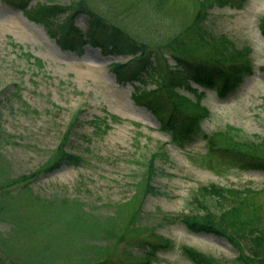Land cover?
Segmentation results:
<instances>
[{
    "label": "rangeland",
    "instance_id": "1",
    "mask_svg": "<svg viewBox=\"0 0 264 264\" xmlns=\"http://www.w3.org/2000/svg\"><path fill=\"white\" fill-rule=\"evenodd\" d=\"M235 1L208 10L206 0H30L20 10L0 0V264H192L186 247L208 264H240L251 253L244 240L190 232L183 221L206 212L221 225L226 209L225 219L233 210L264 227V169L245 163L264 160V0ZM75 2L144 41L152 63L139 70L128 54L63 48L56 26L73 11L54 16L52 29L32 16ZM74 16L85 29L87 16ZM199 16L207 37L192 39ZM174 43L251 70L224 92L193 82L170 89ZM157 92L194 133L161 125L144 101ZM71 154L76 164L48 170ZM211 184L242 191L241 207L207 197L198 211L193 196Z\"/></svg>",
    "mask_w": 264,
    "mask_h": 264
},
{
    "label": "trees",
    "instance_id": "2",
    "mask_svg": "<svg viewBox=\"0 0 264 264\" xmlns=\"http://www.w3.org/2000/svg\"><path fill=\"white\" fill-rule=\"evenodd\" d=\"M2 1L9 4L10 6L19 8L21 10L26 7L30 8V0ZM206 1L207 5H209L208 10L209 8L215 6H225L226 4L236 2L235 0ZM68 10L73 11L72 15H70V13L69 17L66 16L67 18L62 21V23L56 26V32L59 33L60 44L63 48H68L77 52L83 45L91 44L100 48L103 53L112 52L120 54H132V58L134 59V61L132 60L131 63L132 67H135L139 70L146 68L152 63L150 61L152 57V51L144 41L141 42L136 40L134 37L130 36L128 32L116 26L114 22L109 19L107 20L98 11L96 12L95 10H92L89 6L84 5V3L81 4L75 2L74 5L71 4L69 8L58 4L46 5L38 11L33 12L32 16H34L35 21L43 23L45 24V26L50 27L52 29L51 24L53 23L51 19L56 15L60 16L67 13ZM81 12L87 16L88 23L85 29H82L79 26L75 25V22L73 21V18L75 17L74 15ZM198 18V26L195 25L197 26V28L194 26V34L188 33V36L191 38L193 37L205 39L207 36L204 37L202 34L203 32L201 30V27L204 28V26L202 25L200 27V22H202L204 19H201L200 16ZM260 30L262 35H264V22H261ZM183 47L184 45H177L175 43L169 45V48L172 49L170 50L169 54L171 58L175 61V69L169 72L171 73V75L168 76L171 77H168L167 75L165 76L163 82L165 87L170 85V89L172 88V86L173 89H175L178 85L180 86V88L189 89L191 82H195L199 83L204 88H215L224 92L226 90L235 88L236 85L239 84L242 80L241 77L244 75V72L246 71L245 73H248L249 70H251V68H246L244 71L243 68L245 67H242L240 69H238L236 66L225 67V65H223L222 63V60L216 57L213 51L211 52L207 50V52H192V50L186 51L185 49H182ZM118 66L120 67L122 65L118 64ZM131 71V78H137L142 75L137 70L131 69ZM175 72H178L179 74L178 76L176 75V77L173 76ZM180 83H187V86H184L183 84L181 85ZM166 93L168 92L166 91ZM168 96L169 97L167 99L172 100V97H175V94L173 93L172 95L171 93H168ZM161 98L162 95L157 92L155 93V95L145 98L144 101L146 104L148 103V105H150V107L154 110L155 115L159 116L161 120V125H163L166 130L179 133L180 127L183 130V135L186 134V132H189V130H191L192 128L187 127L186 129H184L185 122L180 120V118L176 114L172 112H164L163 109L166 107L164 104H162L163 100ZM176 122H178L179 125H177ZM180 125H183V128ZM192 133H194V131L189 132L188 136ZM240 154L241 153H239V155L237 154V158H233V162H242L244 158L242 157L243 155ZM79 158L80 157L72 154L67 156L62 155L60 158H58L59 161H55V164H53V166H51L48 170L53 169L54 166L61 164V162H65L68 164H76L75 162L78 161ZM245 163L251 166H262V168L264 169V160L261 159L246 158ZM197 192L198 194L193 196V198L195 204L198 205L196 206L198 211L200 207L206 208V203L211 197L212 199L214 198L215 200H218L217 204H219L220 207L223 206L225 198L232 199L234 201L236 200L237 203L235 205H238V208L241 207L239 204H241L240 202L242 201V199H237L235 196L240 194L242 191H237L236 189H226L223 187H219L215 184H211L209 186L202 187L201 189L197 190ZM207 197L208 199H206ZM238 208L236 206L234 207V209ZM198 213L192 211V213L183 216V221H185L190 232H207L214 234L218 233L219 235L227 238L229 241L234 243L236 246L239 243L242 244L244 240L248 242V248L246 249H249L251 253H249L247 256L244 253L239 255L237 257L238 262H240V264H264V227L262 229H257L253 226L252 223H241L242 221L240 219H235V217L233 216V214L235 213L233 210L228 211V215L231 217V219H225L227 211L226 209L225 211L222 210L221 216L217 217L220 218L219 220L223 222V224L221 225L220 223H217L216 220H214L215 215H205V212L202 217H199ZM210 215L213 216V218L210 217ZM225 221H228L227 224H225ZM238 235L243 236V238L240 239L241 236L239 237ZM140 249L145 253L149 252L146 249V246L142 244ZM238 251L242 252L241 248H238ZM182 252L188 257L192 264H208L210 262L208 256H204L202 253H199L195 249L193 250L189 247H186L183 248ZM10 264L19 263L17 261H14Z\"/></svg>",
    "mask_w": 264,
    "mask_h": 264
}]
</instances>
